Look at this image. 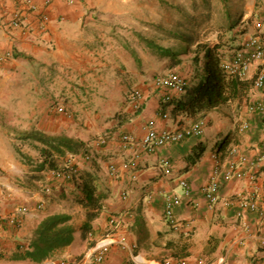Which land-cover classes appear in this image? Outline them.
<instances>
[{
  "label": "crops",
  "instance_id": "crops-1",
  "mask_svg": "<svg viewBox=\"0 0 264 264\" xmlns=\"http://www.w3.org/2000/svg\"><path fill=\"white\" fill-rule=\"evenodd\" d=\"M142 1L34 0L41 10L44 9L51 16L49 30L41 34L36 31L25 33L19 29L13 36L9 32V21L19 7V0H0V53L9 50L14 53L13 59L0 61V113L7 117L35 118L38 122L37 129L47 134L74 136L71 122L62 119L60 115L55 116L51 106L57 98L61 76L76 79L77 70L80 75L83 67L90 71L97 68L91 64L98 58L96 54L99 53V48H89L78 40L84 38L81 30L83 18L85 23L94 24L91 19L93 11L106 20L113 21L115 17H120L121 6L137 5ZM150 4L153 7L181 9L178 0H150ZM254 7L256 23L264 14V0H254ZM154 12L150 9L151 15ZM256 29L264 39V25ZM257 67V64L251 66L247 79L249 85L239 97L208 109L198 117L174 115L172 105L165 106L171 115L170 119L157 117L160 95L154 89L152 79L136 86L145 94L144 103L138 111L132 109L127 100V90L122 88L117 79L115 84L106 86L108 94L100 93V90L99 93L98 90L94 92L95 96L91 100L101 102L95 116L99 123H88L89 128L93 129V135L90 138L88 135H81L80 141L83 144L81 152H91L95 161L92 160L87 166L79 164V167L97 169L96 167L103 166L107 169L106 178H102V169L99 171L104 188L101 189L104 208L94 224L95 241L111 228L108 222L110 212L121 213L129 208L135 218L128 221L123 217L119 231L129 234L137 245L136 253L146 259L160 261L170 256H184L188 258L189 264H264V156L261 157L260 148L264 138V113L253 109L259 101H264V85L260 89L253 86ZM131 73L136 72L132 69ZM185 73L179 74L189 83L190 66ZM64 84L68 87L71 85L68 79ZM66 85L63 87L64 94L70 93ZM71 95L72 93L67 95L69 103L77 100H72ZM183 98H186V93L176 94L174 101ZM12 103H19L20 108L12 107ZM151 118H155L160 129L184 127L199 119L204 120L207 127L202 136H186L154 153L141 149L123 151L118 135L130 132L141 138L145 133L143 125ZM243 122L250 123L249 129H240ZM96 134L99 137L109 136V144H95V140L99 138ZM87 138L91 141L88 142ZM226 139L234 145L229 155L223 159L218 147ZM28 141L26 140L31 148L38 149L39 156L30 149L29 154L24 152L18 155L20 159L15 155V158H11L1 154L4 157L0 159V215L10 216L20 206H28L29 210L23 215L19 229L8 223L0 224V264H37L28 258H22L33 230L44 215L66 212L60 203L64 198L67 199L66 195L64 198L62 196L65 193L57 196L56 193L49 195L44 191L49 184H53V190L56 191L59 187L58 182L53 180L54 168L49 163L50 158L41 154L44 144L37 140ZM2 143L0 141V150ZM199 150L204 152L198 157ZM79 153L66 150L52 157L59 161V167L62 166L60 161L75 164ZM164 157L173 165L170 174H165L160 164ZM243 158V166L249 170L248 173H254L255 178L251 180L246 175L225 180L223 173H219L220 200L210 209L202 193L203 185L211 180L217 165H221V170H224L229 163H239ZM134 159L137 161L135 177H132V172L122 169L115 175L109 172L110 162L120 164ZM181 178L189 183L190 195L186 194L179 183ZM74 186L70 183L65 189L66 194ZM123 189L129 192L128 203H123L119 198ZM175 195L182 198L181 204L174 208L176 216L192 220L188 231L174 230L164 219L167 199ZM246 196L257 200L259 210L246 209L240 216L238 199ZM230 200H234L236 204L229 205ZM40 204L42 207L38 208ZM82 242L81 235L78 234L76 240L58 250L54 258L64 255H67L68 260L78 258L89 249L87 246L83 247ZM221 258H224L223 263L220 262ZM48 261L47 259L38 264H48ZM128 261L129 253L116 245L109 258L97 264H125Z\"/></svg>",
  "mask_w": 264,
  "mask_h": 264
},
{
  "label": "trees",
  "instance_id": "trees-1",
  "mask_svg": "<svg viewBox=\"0 0 264 264\" xmlns=\"http://www.w3.org/2000/svg\"><path fill=\"white\" fill-rule=\"evenodd\" d=\"M201 1L203 5H200V0L193 1L192 11L173 7V10L178 12L176 19L177 23L180 25L179 27L186 26L184 34L181 33L179 29H169L160 24L149 23L148 25L151 26L153 30H156V34L167 36L178 42H184L186 44L185 46L165 47L155 42L152 38L148 36L145 37L140 31L137 32L139 37L147 41L150 48L158 51L161 55L175 58L178 62L180 61L178 58L179 56H188L189 58V63L191 65V81L187 86L186 98L177 101L173 100L169 104L173 106L172 110L174 115L183 114L189 117L201 116L208 109L233 101L239 97L249 85V81L243 80L238 76H231L224 70L222 62L225 59L220 49L222 46V37H220V42L211 40L199 41L196 33H192L193 30L202 23H207V25L211 24L213 21L214 9H220L222 14V21L217 25L218 28L220 30H226L227 33H231L239 26L246 11L243 10L238 16L233 17V0H218L217 3L213 2V0ZM200 6L203 8L201 11H199ZM198 11L200 14L194 15V13ZM88 14L90 15V13ZM91 19L94 24L85 23V19L83 18L81 30L83 31L84 38L78 40L84 42L89 48H105L107 45L106 39H112V41L115 42L114 44H117L116 40H119L118 43L120 46L126 49L128 48V41L123 40L124 38H128V35L118 33L122 31L117 24V22L120 21V17H115V20L110 21L101 17L99 13L92 11ZM87 30L88 35L86 36ZM229 38L232 39L233 37ZM225 42L226 41L223 42V45ZM194 44H196V46L192 49L191 47ZM132 52L136 54L135 51ZM115 58L120 57L115 55ZM117 115L120 116V114ZM28 137L41 141L44 144L45 147L41 150V154L47 159L50 158L49 163L54 168V172H72L71 179L67 180L66 184H61L56 194L61 196V194L65 193L62 196L63 198L67 196V201L83 206L89 218L77 227L73 223L72 214L67 211L44 215L33 230L27 247L22 254V258H28L37 264L42 263L54 257L58 250L71 245L76 240L78 234L81 235L82 241L87 240L86 246L90 249L96 242L93 239L94 222L99 218L104 208V199L101 195V189L103 190L104 188L99 172L102 167L98 166L96 167L97 169L85 167L91 163L92 160L95 161L92 156L89 159L83 156L82 159L77 158L75 164L60 161L62 162V166L58 167L59 161L52 157L54 154H62L66 150L73 153L80 152L79 154L86 153L85 151L81 152V148L83 147L82 142L67 134L51 135L35 128L29 133ZM230 144L231 141L228 139L220 142L218 151H220V155L223 159L226 158L232 150L234 144ZM204 150H199L197 153L198 157L201 156ZM79 164L85 166L80 168ZM70 183L75 186L74 188H70L71 191H69V194H66L65 189Z\"/></svg>",
  "mask_w": 264,
  "mask_h": 264
},
{
  "label": "built area",
  "instance_id": "built-area-1",
  "mask_svg": "<svg viewBox=\"0 0 264 264\" xmlns=\"http://www.w3.org/2000/svg\"><path fill=\"white\" fill-rule=\"evenodd\" d=\"M73 1V0H70ZM34 19V20H33ZM33 20V21H32ZM52 22L51 16L44 9L41 10L34 0H19V7L13 13L12 18L9 21V32L14 36L16 30H21L25 33L36 31L38 33H45L49 30V26ZM38 24V25H37ZM264 25V14L256 22V27H262ZM1 29V27H0ZM14 58L13 51L9 50L0 53V61H7ZM253 64L258 65L257 72L253 79V86L260 89L264 85V39L262 35L255 34L249 36L243 43V46L237 50L233 57L225 59L222 62L224 70L231 76H238L243 80L248 79V73ZM188 81L185 77L176 71H169L164 74H156L152 78V85L160 95L159 107L156 116L163 119H170L171 115L166 110V105H169L175 98V95H182L186 93ZM145 99V94L142 89L135 87L128 95L127 100L129 101L133 110L138 111L141 109ZM254 110H260L264 113V101H259L255 106ZM53 111L59 115L71 119L73 112L62 104L54 106ZM207 124L204 120L199 119L191 124L178 127V128H164L160 129L155 118L147 120L143 128L145 130L144 135L141 138L136 137L130 132H124L119 134L120 146L123 151H137L141 149L147 153H154L159 148H162L168 144H173L181 141L186 136L197 135L202 136L205 132ZM250 123L243 122L240 129L242 131L249 129ZM110 142L109 136H100L95 140L97 145H107ZM261 152L264 156V138L261 141ZM232 151V150H231ZM135 153V152H134ZM82 156L86 159L91 158V153L86 152L79 154L77 158L82 159ZM260 157V158H261ZM245 163L244 158L241 162L236 163L235 161L229 163L224 170H221V165H217L212 174L211 180L203 185L202 193L206 198L207 205L210 209H213L220 200V184L218 182V174L223 173L225 180L232 178H242L248 176L251 180L255 178L254 173L243 166ZM160 164L165 174H170L173 167L171 161L164 157L161 159ZM109 172L111 175L118 174L119 169L122 171L132 172V177H135L134 173L137 170L136 159L131 161H122L118 164L115 161L109 163ZM72 172L70 171H53V180L57 181V185L60 186L66 183L67 180L71 179ZM179 183L184 188L187 195L191 194L190 185L187 180L181 178ZM53 184L46 185L44 190L46 194L53 192ZM264 197V191H263ZM119 198L123 203H128L129 192L123 189L119 193ZM182 198L179 195L169 197L166 202L164 210L165 221L177 231H188L187 228L192 226V220L187 221L176 216L174 208L180 205ZM239 202V213L243 215L246 209L259 210V204L256 199L251 196H246L238 199ZM228 204L234 206L236 203L234 200L228 201ZM42 204L38 205L41 208ZM29 210L28 206L18 207L14 213L10 216L4 217L0 215V224L8 223L14 226L15 229H19L22 226L23 215ZM124 219L132 221L135 215L129 208H125L121 213L110 212L108 216V222L111 228L105 231L98 240H96L93 247L88 249L80 257L73 260L49 258L48 264H97L105 262L111 253L114 246L118 245L123 251L129 253L131 263L125 264H189L187 257H174L170 256L160 261H153L146 259L139 253H136V243L130 239L129 234L126 231H119L121 222ZM224 258H221L223 263ZM203 263V260L199 261Z\"/></svg>",
  "mask_w": 264,
  "mask_h": 264
},
{
  "label": "rangeland",
  "instance_id": "rangeland-1",
  "mask_svg": "<svg viewBox=\"0 0 264 264\" xmlns=\"http://www.w3.org/2000/svg\"><path fill=\"white\" fill-rule=\"evenodd\" d=\"M193 1L194 0H178V3H180L182 9H189L192 11ZM213 2L217 3L218 0H213ZM199 3L200 5H203L201 0ZM233 6V17L238 16L243 10L246 11L243 20L233 32L227 33L226 30H220L218 28L217 25L222 21L220 9H214V16L211 24L207 25V23H202L192 32L196 33L199 41L211 40L220 42V37H222V46L220 49L223 53L224 59H230L233 57L249 36L259 34L256 29V23L254 22L256 10L254 7V0H233ZM150 9L155 11L153 15H151ZM201 10H203V8L200 6L199 11ZM120 11H122L119 15L120 21H118L117 24L122 31L118 33L128 35V38L123 39L128 41V48L126 49L125 47L120 46L118 43L119 40H116L117 44H114L115 42H113L112 39H106V47H99V53L96 54L98 58L93 64H91V66L97 67L96 69L90 71L83 67L82 74L79 75V70H77L76 79H70L66 76L64 78L62 76L59 78L57 86L58 94L56 95L57 98L55 102L51 106V110L55 116H59L58 113L53 111V108L57 104H62L73 112V117L71 119H67L63 115L60 116L62 119L70 121L74 126L73 131L75 134L72 137L77 140H81V135H88L89 138L93 135L91 134L93 129L89 128L88 123H99L98 118H95V116L100 109L99 106L101 102L96 103L95 100H91L95 96L94 92L96 90H98V93L100 90V93L108 94L109 89L106 86L111 83L115 84V80L117 79L122 88L127 90V95H129L140 82L149 81L156 74L177 71L185 75L187 68H189V66L191 68L188 56H179L178 58L180 61L178 62L175 58L166 57L161 55L158 51L150 48L147 41L137 35V32L140 31L145 37L148 36L165 47H177L179 45L185 46L186 44L184 42H178L167 36H160L158 33L156 34L151 26H148L149 23L160 24L169 29H179L181 33L184 34L186 26L179 27L180 25L177 23L176 19L178 12L174 11L173 7H153L150 4V0H143L137 5L128 4L121 6ZM199 11L195 12L194 15H199ZM149 20H154V22H149ZM229 37L233 38L230 39ZM224 41L226 42L223 45ZM195 46L196 44L191 48L193 49ZM132 51H135L136 54ZM115 55L120 58H115ZM115 61L119 63L121 67ZM132 69L136 72L135 74L131 73ZM66 79H68L71 84L69 87L64 84ZM103 84L104 86H102ZM65 85L69 88L70 93L66 90V93L68 94H64L65 90H63V87ZM71 93V99L77 100L69 103L67 95ZM124 99H126V96ZM12 107L19 109L20 104L12 103ZM14 108H11V110H14ZM37 123V119L35 118L7 117L4 116L3 113H0V131L2 133L0 134V141L3 142V146L0 150V159H3L4 157L1 154H4L6 157L10 156L11 158H18V155H21L24 152L29 154V149L35 153L36 156H39L40 152L38 149L31 148V145L26 142V140L34 142L35 139L28 137V135L33 129L37 128ZM96 136L99 137L98 134H96ZM89 138H87V141H90ZM102 172H104L102 178H106L107 169L105 170L103 166ZM54 191L51 194L56 193ZM60 203L68 213L72 214L73 223L77 227L89 218L86 209L83 206L71 203V201L69 202L67 199L60 201ZM95 223L96 220L94 224ZM82 244V246L85 247L87 240L83 241ZM64 258H67V255L57 257V259ZM131 262L132 261L129 257L128 263Z\"/></svg>",
  "mask_w": 264,
  "mask_h": 264
}]
</instances>
